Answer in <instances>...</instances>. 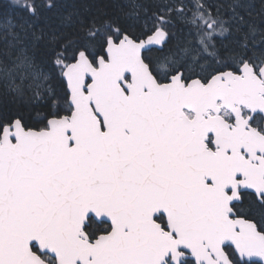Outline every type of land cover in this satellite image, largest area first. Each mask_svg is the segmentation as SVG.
Wrapping results in <instances>:
<instances>
[{
	"label": "snow or ice",
	"instance_id": "snow-or-ice-1",
	"mask_svg": "<svg viewBox=\"0 0 264 264\" xmlns=\"http://www.w3.org/2000/svg\"><path fill=\"white\" fill-rule=\"evenodd\" d=\"M0 264H264V0H0Z\"/></svg>",
	"mask_w": 264,
	"mask_h": 264
}]
</instances>
